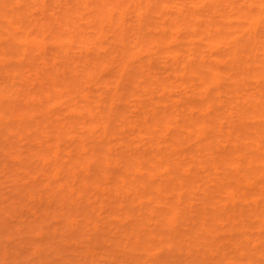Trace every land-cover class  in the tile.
I'll list each match as a JSON object with an SVG mask.
<instances>
[{
	"label": "bare ground",
	"instance_id": "obj_1",
	"mask_svg": "<svg viewBox=\"0 0 264 264\" xmlns=\"http://www.w3.org/2000/svg\"><path fill=\"white\" fill-rule=\"evenodd\" d=\"M0 75L35 132L89 121L109 150L132 131L201 170L264 167V0H0Z\"/></svg>",
	"mask_w": 264,
	"mask_h": 264
},
{
	"label": "rangeland",
	"instance_id": "obj_2",
	"mask_svg": "<svg viewBox=\"0 0 264 264\" xmlns=\"http://www.w3.org/2000/svg\"><path fill=\"white\" fill-rule=\"evenodd\" d=\"M5 83L0 264H264V167L231 178L238 163L203 154L201 170L188 144L163 157L132 131L109 150L89 121L35 132L20 113L38 105H9Z\"/></svg>",
	"mask_w": 264,
	"mask_h": 264
}]
</instances>
